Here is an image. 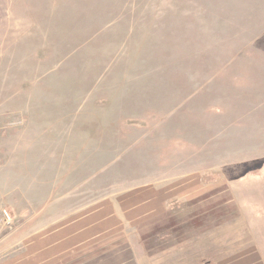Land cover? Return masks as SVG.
<instances>
[{"label":"rangeland","instance_id":"obj_1","mask_svg":"<svg viewBox=\"0 0 264 264\" xmlns=\"http://www.w3.org/2000/svg\"><path fill=\"white\" fill-rule=\"evenodd\" d=\"M0 264H264V0H0Z\"/></svg>","mask_w":264,"mask_h":264}]
</instances>
